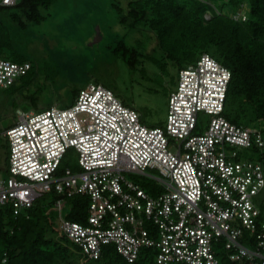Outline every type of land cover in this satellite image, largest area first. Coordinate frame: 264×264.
Here are the masks:
<instances>
[{"label": "built area", "instance_id": "2783aa9c", "mask_svg": "<svg viewBox=\"0 0 264 264\" xmlns=\"http://www.w3.org/2000/svg\"><path fill=\"white\" fill-rule=\"evenodd\" d=\"M230 16L244 21L247 11ZM29 68L0 59V88ZM230 80V69L207 53L181 67L163 126L144 124L100 83L82 86L65 107L18 111L5 130L0 206L18 212L53 194L60 233L91 260L111 245L129 264L142 248L155 252L152 264H219L221 255L229 264H264V219L255 202L264 173L249 155L264 148V128L223 116ZM69 151L75 169L62 165ZM75 194L89 198L84 224L61 215Z\"/></svg>", "mask_w": 264, "mask_h": 264}, {"label": "trees", "instance_id": "16d2710c", "mask_svg": "<svg viewBox=\"0 0 264 264\" xmlns=\"http://www.w3.org/2000/svg\"><path fill=\"white\" fill-rule=\"evenodd\" d=\"M56 1L18 0L13 6L0 5V59L30 64L24 75L1 89L21 92L22 100L35 111L52 105L37 106L43 88L37 82L38 68L29 50V27L44 20L47 14L43 11ZM242 3L247 8L246 20H235L225 12L239 9ZM112 5L120 25L153 34L155 48L177 71L202 53L230 69L223 116L238 125L264 128V0H125L124 5L118 1ZM207 12L210 17L205 19ZM112 53L131 68L138 56L155 62L150 52L139 53L122 39L112 47ZM80 88L71 90L64 107L74 101ZM250 153L251 159L264 164V148H252ZM68 165L76 168V164ZM142 185L151 192V182L143 181ZM261 193L255 197L256 204ZM51 197L47 201L38 198L31 207L18 212L10 205L0 206V264H129L111 245L105 246L96 260L83 257L80 249L60 233L55 196ZM65 201L68 208L64 219L86 223L89 198L75 194ZM257 206L258 219L262 220L264 204ZM154 253L142 248L133 264H152ZM219 260V264H229L224 255Z\"/></svg>", "mask_w": 264, "mask_h": 264}, {"label": "rangeland", "instance_id": "374dc122", "mask_svg": "<svg viewBox=\"0 0 264 264\" xmlns=\"http://www.w3.org/2000/svg\"><path fill=\"white\" fill-rule=\"evenodd\" d=\"M116 1L121 5L125 2L57 0L43 11L47 14L44 20L30 25L29 50L37 64V82L43 88L37 106L43 108L51 104L64 107L73 88L97 82L138 112L144 124L163 126L167 97L175 86L178 71L163 52L155 48L151 32L128 30L118 23L112 5ZM241 5L247 11L245 4ZM235 11L225 10L230 15ZM204 17L208 19L210 13H205ZM121 39L139 53L150 52L155 62L138 56L134 68L129 67L112 53V47ZM21 95L19 91L9 92L0 88V182L7 177L8 144L5 130L15 124L18 111L33 110ZM69 153V159L63 162L74 165L75 157L71 151ZM262 168L264 173V164ZM51 199V193H48L39 201ZM257 202L264 204V192ZM67 208L64 201L61 209L63 217Z\"/></svg>", "mask_w": 264, "mask_h": 264}]
</instances>
